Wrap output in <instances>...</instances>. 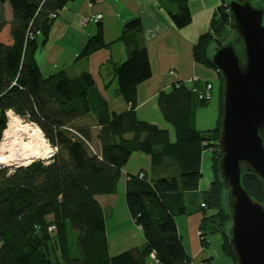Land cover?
I'll list each match as a JSON object with an SVG mask.
<instances>
[{"label":"trees","instance_id":"16d2710c","mask_svg":"<svg viewBox=\"0 0 264 264\" xmlns=\"http://www.w3.org/2000/svg\"><path fill=\"white\" fill-rule=\"evenodd\" d=\"M70 1L0 0V142L7 121L4 112L11 109L37 124L48 143L57 148L49 163L32 161L12 170L0 168V264H191L175 218L195 212L201 213V247H208L209 237L217 235L222 255L236 264L229 246L226 192L217 169L221 113L214 128L197 130L196 110L208 101L198 100L192 87L202 85L178 83L159 91L156 99L162 118L173 128V142L167 130L137 118L136 87L151 74L139 18L125 23L117 39L124 43L127 57L114 69L115 93L128 104L127 110L110 112L88 72L70 77L60 70L43 76L35 54L55 20L50 15L57 16ZM219 1L208 30L200 33L192 46L193 60L213 71L209 53L215 40L226 41L232 35L226 0ZM173 2L175 11L168 14L181 29L190 23V11L186 0ZM4 4L10 7L8 22ZM6 25L7 35L3 33ZM109 45L99 25L77 59L88 58ZM216 75L221 111L222 85ZM86 116L93 118L91 126L74 125ZM91 127L96 128V150L90 145ZM258 133L264 145V124ZM206 149L210 150L211 180L207 189L196 195ZM135 152L147 154L152 168L169 160L174 173L157 178L141 173L142 177L129 178L125 202L145 244L110 256L96 196L115 192L120 169ZM241 184L251 198L264 204V190L253 173L244 171ZM50 226L55 227L54 232H49ZM70 230L77 236L70 235Z\"/></svg>","mask_w":264,"mask_h":264},{"label":"crops","instance_id":"0c3cea01","mask_svg":"<svg viewBox=\"0 0 264 264\" xmlns=\"http://www.w3.org/2000/svg\"><path fill=\"white\" fill-rule=\"evenodd\" d=\"M191 20L190 23L178 29L173 24L168 12L175 11L173 0H73L67 3L58 13L50 27L46 42L41 45L36 54V63L43 76L52 75L64 70L70 77L81 72H88L98 93L107 103L108 110L120 113L128 109V104L116 92L117 81L114 69L127 57V51L122 41H118L122 27L130 20L139 18L144 35V46L148 56L150 77L136 87L135 114L139 120L156 125L168 131L169 140H175L172 126L167 127L163 122L158 107L157 94L172 85L185 83L203 85L212 83L211 98L214 100L217 75L215 71L197 64L192 58V46L198 35L209 28L214 10L220 5L219 0H186ZM6 4L3 5L5 8ZM8 9V8H7ZM101 14L98 22L93 21L95 15ZM4 18L8 22L10 11L4 10ZM89 19L85 27L80 25L81 19ZM101 26L103 39L110 43L92 53L88 58L77 59L87 39L97 32ZM208 101V102H209ZM218 114L211 128H197V111L195 113V128L208 130L216 126L220 115L219 99L216 103ZM166 122V121H165ZM209 162L210 150H204ZM201 156V162L203 154ZM209 165V164H208ZM202 178L194 194L206 190L211 180L201 185L203 176L208 168L200 166ZM143 173L148 177L157 178L174 173V167L169 160L160 166L152 168L150 157L141 152L133 153L127 163L120 169L116 181L115 192L110 195L96 196L103 212L106 241L110 256L132 248H141L145 239L133 219L125 202L126 183L131 176ZM192 193H190L191 195ZM189 195V193H187ZM201 213L195 212L175 218L177 232L182 244L191 258V264H233L220 251V241L212 242L202 248L199 241V224ZM157 264V263H151Z\"/></svg>","mask_w":264,"mask_h":264},{"label":"water","instance_id":"95a60500","mask_svg":"<svg viewBox=\"0 0 264 264\" xmlns=\"http://www.w3.org/2000/svg\"><path fill=\"white\" fill-rule=\"evenodd\" d=\"M224 6L232 37L215 40L209 53L222 85L217 169L235 262L264 264V204L241 184L243 172H251L264 190V145L258 133L264 124V0H226Z\"/></svg>","mask_w":264,"mask_h":264},{"label":"bare ground","instance_id":"6f19581e","mask_svg":"<svg viewBox=\"0 0 264 264\" xmlns=\"http://www.w3.org/2000/svg\"><path fill=\"white\" fill-rule=\"evenodd\" d=\"M50 154L42 132L35 124L17 116L7 118L0 142L1 167L25 165L31 160L44 159Z\"/></svg>","mask_w":264,"mask_h":264},{"label":"rangeland","instance_id":"374dc122","mask_svg":"<svg viewBox=\"0 0 264 264\" xmlns=\"http://www.w3.org/2000/svg\"><path fill=\"white\" fill-rule=\"evenodd\" d=\"M8 8V9H7ZM3 10L5 11H10V7L8 4H6L5 8H3ZM3 33H8V25H6L4 27V31ZM230 38L232 37V35L230 34L229 36ZM1 39L3 40V35L1 36ZM215 94L217 95V100H216V97L214 100H211L209 101L206 105L204 106H201L199 107L197 110V122H196V127L201 129V128H211L213 125V121H214V118L217 116L218 114V107H217V102H218V99H219V104H220V94H219V80H217L216 82V86H215ZM19 117V116H17ZM20 119L27 121V118H21L19 117ZM93 118L91 116H86L84 117L83 119H78L74 122V125L76 127H84V126H91V124H93ZM167 127H171L169 123L167 122H163ZM35 124V123H33ZM37 127L38 125L35 124ZM39 128V127H38ZM40 129V128H39ZM91 130V133H92V141L90 142V145L91 147L96 150L97 149V143L94 139L95 137V131H96V128L95 127H91L90 128ZM42 132V131H41ZM43 136V135H42ZM43 139L45 140V138L43 137ZM204 152V151H203ZM202 152V153H203ZM34 161H41V159H34ZM30 164V163H29ZM203 168H206V166L209 168V162L206 158V152H204L203 154V159H202V162H201ZM9 166H13V165H9ZM27 165H20V166H17V167H25ZM0 168H7L9 169L8 167H1ZM208 176L210 177V169H208V171L206 170V173L205 175L203 176L204 178L206 179H202L203 181H201V185L202 184H206V181L209 180L208 179ZM202 178V177H201ZM70 235H72L73 237L77 236V232L75 230H70ZM209 240L212 241V242H215L217 241V243L220 241L219 240V236L217 235H214V236H210L209 237ZM220 243V242H219Z\"/></svg>","mask_w":264,"mask_h":264},{"label":"built area","instance_id":"2783aa9c","mask_svg":"<svg viewBox=\"0 0 264 264\" xmlns=\"http://www.w3.org/2000/svg\"><path fill=\"white\" fill-rule=\"evenodd\" d=\"M88 1H89V0H88ZM154 1H155V0H154ZM50 16H51V18H54V19L56 18V15H55V14H51ZM101 18H102V15H101V14H97V15H95V17H93V21H94V22H98ZM88 21H89V19H87V18L81 19V21H80V25H81L82 27H85V26L88 24ZM211 91H212V83H210V82H208V81L205 82V83L202 85L201 88H200V87H192V92L196 94L198 100L209 101L210 98H211ZM4 113H5L6 119H7L8 117H10V116H18V115H16L11 109L6 110ZM42 135H43V134H42ZM43 137H44V136H43ZM44 138H45V137H44ZM44 141H45V143H46L48 149L51 151V154H50L49 156H47L46 158L41 159V161H42L43 163H49V162L52 160L54 154L57 152V148H56L55 146H51V145L48 143V141L46 140V138H45ZM32 161H34V160H31L30 162H28V163L25 164V165H28V164L31 163ZM13 168H15V166L9 168V170H12ZM138 177H142V174H141V173L138 174ZM201 206H203V204H201ZM48 230H49V232H54V231H55V227H54V226H50V227L48 228ZM150 258H151L152 260H154L155 257H154V253H153V252L150 254ZM199 264H203V263H199Z\"/></svg>","mask_w":264,"mask_h":264},{"label":"flooded vegetation","instance_id":"af4514ba","mask_svg":"<svg viewBox=\"0 0 264 264\" xmlns=\"http://www.w3.org/2000/svg\"><path fill=\"white\" fill-rule=\"evenodd\" d=\"M259 0H254V2H258Z\"/></svg>","mask_w":264,"mask_h":264}]
</instances>
